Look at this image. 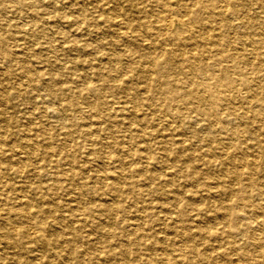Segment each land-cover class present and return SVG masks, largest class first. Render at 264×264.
Returning <instances> with one entry per match:
<instances>
[{
    "label": "rangeland",
    "instance_id": "1",
    "mask_svg": "<svg viewBox=\"0 0 264 264\" xmlns=\"http://www.w3.org/2000/svg\"><path fill=\"white\" fill-rule=\"evenodd\" d=\"M255 1H227V9L244 11L247 22L240 29H227L233 42L223 36L225 44L221 41L217 50L212 38L202 39L205 31L193 23L191 0H168L173 8L182 3L191 8L183 16L193 30L184 36L190 37L186 44L168 39L177 29V15L172 16L171 31L161 33L157 10L148 0H0V264H188L193 255L179 256L173 250L177 245H170L173 235L168 226L181 228L174 195L183 198L190 230L200 225L216 229V238L194 241L199 252L213 251L212 259L197 264H226V255L235 258L237 251L260 249L252 245L259 233L257 221L251 224L253 230L245 229L247 209H240L242 217L231 222L235 229L230 232L220 223L226 208L214 211L219 197L222 205L227 204L219 195L222 182L215 179V167L222 168L223 163L230 167L228 161L214 162V171L201 159L187 161L178 174L170 157L161 152L169 138L172 144L167 147L179 150L178 133H184L190 147L200 153L233 143L251 154L248 160L258 153L259 144L264 145V106L259 101L264 93L256 95L258 116L244 113L245 90L240 84L231 103V96L225 101V91L215 86L222 95L216 93L213 106L212 90L198 86L210 80L194 74L208 70L214 56L234 54L233 66L221 78H239L248 62L258 64L264 80V0ZM139 6L147 11L140 13ZM140 23L149 28L132 27ZM254 41L263 46L258 54L252 51ZM159 42L162 46L156 45ZM151 49L154 58L149 59ZM197 55L206 60L200 62ZM225 64L230 63H221ZM157 66L170 73L169 86L163 84L166 77L155 78ZM108 67L130 70L115 73L113 91L100 79L109 74ZM139 69L153 74L142 79ZM190 81L199 87L198 100L186 93ZM147 82L154 93L143 90ZM122 86L127 87L125 94ZM94 87L101 93L95 94ZM232 108L237 109L234 114ZM194 133L207 140L194 141ZM260 155L253 176L243 175L249 185L246 193L257 203L258 192H264V155ZM193 167L204 173L197 175ZM148 202L153 203L148 211L153 214L147 212L140 223ZM112 203L116 208L106 211ZM193 207L199 210L192 212ZM24 209L30 216L26 221L17 214ZM37 218L42 225L33 223ZM10 225H19L18 231L32 226L36 235H12ZM144 241L152 249H145ZM150 253L163 257L149 261ZM256 253L252 250L248 260L257 258Z\"/></svg>",
    "mask_w": 264,
    "mask_h": 264
},
{
    "label": "bare ground",
    "instance_id": "2",
    "mask_svg": "<svg viewBox=\"0 0 264 264\" xmlns=\"http://www.w3.org/2000/svg\"><path fill=\"white\" fill-rule=\"evenodd\" d=\"M139 1L140 2H146L147 0H139ZM148 1H150L151 7H154L155 10H157V17L156 18H157V22H158L159 31L163 34H166L169 31H171L170 29H172V27L174 25V20H173L172 16H175L174 14H176L178 17V18L176 17L178 20V26H177V29L175 30V34H170L168 39L172 40L174 42L177 41L179 44H186V42L189 43L190 37L186 38L184 36H188L193 32L192 25H190L189 22H186V20H183V16H185L188 12L191 13L190 6L188 4L182 3L179 7L173 8L172 6H170L168 4V0H148ZM227 1H229V0H221V3L218 0H193V1L191 0V6H193L192 9L194 8V10H192V21H193V23H195L197 26L203 28V30L205 31L206 35L204 37H201L202 39L208 40L209 38H212L211 44H213L217 48V50H219L220 49L219 46L222 45L221 41L223 42V44H225L223 36L229 37L230 42H233V39L227 33V29H230V30L240 29L242 27H245L246 22H247L244 20L245 16H246L244 14V11H242V10H231L230 8L227 9ZM255 3H258L257 0L255 1ZM253 5H254V3H253ZM138 8H139L138 11L140 13L147 11V8H145V7L139 6ZM202 13H206V16H203ZM132 27H134L135 29L140 28V29H143L144 31H146L149 28V25H147L145 23H140L137 25H133ZM115 35H116V33H115ZM242 35L243 34L240 33V38L244 37ZM262 38H264V35ZM205 43L208 44L207 42H205ZM254 43L255 44L251 45L252 51L255 54H258V52L263 49V46L261 44H259V41H257V42L254 41ZM156 45L162 46V42H159ZM156 45H155V47H157ZM148 51L149 52L147 53V55L145 54L146 57L148 56L149 59L154 58V56L152 55V52H153L152 49L148 50ZM163 51L166 52V55L171 54L170 50H163ZM164 52H163V54H164ZM141 55H144V54H141ZM223 56H225L227 58L221 57L220 54L214 56V58L212 60V65L210 68H208V70L206 68L204 71L203 70H198L197 72L195 71L196 72V73H194L195 75L199 74L201 76V79H209L210 80L209 84H211V85H209V84L205 85L203 83V80H202V82H200V84L198 86L200 87L201 90H204V91H205V89L206 90H208V89L212 90L211 93L209 94V99H210V104H212L214 106V105H216V93L218 92V91L214 90L215 86H218L219 88H221V91H225V94H223L224 95L223 99L225 101H229L227 96H229V95L231 96V99H230V103H231V100L232 101L235 100V96L232 95L233 91H236L237 85L240 84L242 86V88L245 90L244 100H243L244 101L243 102L244 113H248L251 115L253 114L254 116H258L259 114L255 110V106L258 104V101L256 100V95L259 96L262 93H264V80L262 81L263 77H261L259 74L260 67H258V64L253 63L252 65H250L247 62V67L245 68V72H244V74L239 73V78H235V79H233V78H231V79L226 78L225 79L224 78L223 79L220 76L223 73V74H225L224 76L226 77V73H227V71L230 70V66H233L235 55L234 54H225ZM116 59L117 58L115 57L114 60H116ZM197 59L200 60V62H204V60H206V59L203 60V58L201 56H198ZM224 61H227L230 64L221 65V63ZM108 70L110 71L109 74L104 75V76L101 75L100 79L102 81H105L106 83H108L109 84L108 89L109 90L112 89V91L115 89V86L113 84L116 80V79L114 80L115 77L113 78V76H116L115 73L117 72L118 74H121L123 72L126 74L128 71H130V70L125 69L124 67H119L118 70H112V71L108 67ZM138 71L143 73L142 76L140 77L142 79H143V76H144V78L145 77L147 78V76L149 77L150 75L153 74V73H151L152 70L150 71L149 69H145V70L139 69ZM4 74L7 75L8 73L7 74L4 73ZM169 74L163 72L162 69L159 66H157L155 78L157 77V75L159 76V78L160 77H162V78L166 77V79H164V81H163V84L165 86H167V85L169 86L168 81H167V79L170 78ZM99 75L100 74L98 73V76ZM139 75H140V73H139ZM245 76H248V78H251V80L245 79L244 78ZM260 77H261V80H259ZM153 80H154V78H153ZM172 81H173V79H172ZM259 83H261V84L259 85ZM198 86H197V84H194L192 81L186 83V88H187L186 93L188 95H190L191 98H193V99L197 98L196 100L199 99V97L197 95L198 90L196 91V88ZM143 88H144L143 89L144 91L146 90V91H152L153 92L152 87H150L149 82H147ZM101 91H100V89H98V87H94L95 94H97V93L99 94V93H101ZM121 91L125 94L127 92V87L122 86ZM221 91L217 93L220 96L222 95ZM134 93L137 94V91H135ZM221 100H222V98L220 99V101ZM259 101H260L261 105L264 106V94H263L262 98L259 99ZM191 108L197 109V107L195 105H191ZM232 109L233 110L231 113L234 114L235 110L237 111V109L236 108H232ZM137 110L138 109L134 107L133 113H136ZM154 110H156V112H158V111L163 112V110L159 109V108H156ZM241 118H244V115H242ZM22 128H24V127H22ZM222 131H223V129H222ZM232 132L234 134H237L236 133L237 131H232ZM225 134H227V133H225ZM175 135H176V137H179V140H180L179 141L180 146L178 147L179 150L174 151L173 148L167 147V145L172 144V142H171L172 139L169 138L161 146V152L164 156L170 157L169 160L172 163L171 165L177 167L176 172H178V174H182L181 173L183 171L182 164H184L187 161L192 162V160L198 161V159H201V161H203L204 164H207V168H210V170H212L211 167L213 168L214 162L220 163L219 160H223V162L228 161L230 163V167H227V166L224 167V163H223L222 168L218 169V167H215L219 171L216 169H215V171L212 170L215 172L216 181L222 182V185H220L221 190H220L219 195L222 194L227 199V202H226L227 204L222 205V200L219 197L217 199L216 205L214 207V211L217 212V211L221 210L223 207L226 208L224 210L226 212L221 214L220 220H222V221L220 223L225 224V226L228 229V232H230L231 229H235L231 226V222L234 221V219H238V218L242 217L240 209H242V210L247 209V211L250 212V214H249L250 216L248 217V220L245 222V229L253 230L251 224L253 223L254 220L257 221V224H258L257 229H259V233H257L255 235L254 242L252 245L254 247L260 248V249H244L243 251H240V252L237 251L236 253H234L235 258H233L231 255L230 256L226 255L225 260L228 262L226 264H264V247H263L264 246V192H258L260 195V198H259L260 202L257 203L253 200H250L249 194L246 193L249 185L247 184V181H244V177H243V175H245L247 177V179H250L251 176H253V174H254L253 170L256 166L257 159L262 157V155H260L261 153L264 155V145L259 144L260 138H258L257 136L253 137L254 142L256 144L257 143L259 144L258 153L254 154L253 155L254 157L252 159L248 160L250 158L249 156H251V154L247 153V151H245V150L242 151L243 150L242 147H237L233 143H229L227 146H221V148L220 147L208 148L205 150V152L200 153L201 151H199L198 149H196L194 147H190L191 144L188 143V141H187L188 138H187V136L184 135V133H178ZM192 139L194 141H200V142L207 140L204 136H202L198 133H194V135L192 136ZM211 141H212V139H211ZM240 151H242V152H240ZM239 153H241L239 156L240 160L236 159V157L238 156ZM131 155H135V154L134 153L129 154L128 156L131 157ZM137 156L143 157V158L145 157L147 160H151V158H152L148 154H138ZM105 157L110 158V155H106ZM204 158H207V159H204ZM238 161L242 162V163L239 164ZM243 163H245L244 164L245 169L242 170L241 167H242ZM131 169L136 170L135 168H131ZM193 169H194V167H193ZM194 172L197 175H201L204 173V172H199L198 169H194ZM207 174L208 173L206 172L204 175H207ZM226 180H229V181L226 182ZM191 183L194 184L195 181L191 180ZM252 185H254V184H252ZM107 187H109V185ZM258 187H259V185H258ZM251 188H255V187L251 186ZM212 193L214 196L215 195L217 196V191L214 190V191H212ZM172 200L175 203L174 205L177 207L176 213H177L178 218L181 222V226H180L181 228L180 229H176L175 226H172V225L168 226V229H167L173 235V237L171 238V241H170V245L172 244V242H173L172 245H174V244H175V246L177 245L173 250H175V252L179 256H187L188 257L189 255H193V257H191V259L188 260V262H187L188 264H197V262L200 260L212 259L213 251L203 250V251L199 252L198 249L194 247V241L197 238H205V237L216 238L217 237V235H216L217 232L215 231L216 229L205 228L206 226L200 225V227L198 229H196V230L191 229L190 230L189 225L186 221V217H187V215H189V213H187L186 209L183 210V208L185 206H182L184 204L182 202L183 198L182 197L179 198V197H177V195H174ZM152 204L153 203L148 202V204L146 205L145 213L142 216H140V218H142V220H140V223L144 222V218H145L144 216H146L149 209H150V211H152V207H153ZM114 206L115 205L113 203L111 205L109 204L105 208V210L109 211V212L113 211L116 208V206L115 207ZM197 210H199L197 207L191 208L192 212H196ZM17 214H19V218L23 219L24 221L29 220V218H30L29 212L26 209L18 211ZM150 214H153V212H148L147 215H150ZM259 217H261V218H259ZM169 218L172 219L173 216H171ZM33 223H35L37 226L42 225V220L37 218V219H35V221H33ZM145 225H146V223H145ZM18 226L19 225H12V226L10 225L9 231L12 235L13 234L15 235L18 233H24L26 236L36 235V231L32 226L24 228L21 231H18ZM109 230H111V229H109ZM137 234H138V232H137ZM135 235H136V232H135ZM140 238H141V235L136 236L134 241H138V239H140ZM77 243H78V241H77ZM149 244H150L149 241H144L142 243V245L145 246L144 248L147 250L152 249V247H150ZM252 250L257 251V253H256L257 258H253V260L251 259L252 260L251 261V260H248L249 259L248 256H250V253H252ZM218 253L219 252H215V254H218ZM149 255H150L149 261H153V262H155L156 258L159 256V255H155L154 253H150ZM161 255L162 254H160L159 258L163 257ZM176 264H178V263H176Z\"/></svg>",
    "mask_w": 264,
    "mask_h": 264
}]
</instances>
